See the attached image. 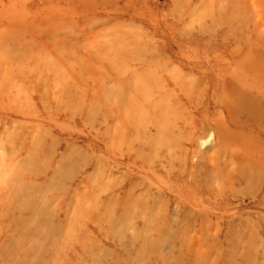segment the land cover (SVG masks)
<instances>
[{"label": "rangeland", "instance_id": "1", "mask_svg": "<svg viewBox=\"0 0 264 264\" xmlns=\"http://www.w3.org/2000/svg\"><path fill=\"white\" fill-rule=\"evenodd\" d=\"M0 264H264V0H0Z\"/></svg>", "mask_w": 264, "mask_h": 264}]
</instances>
